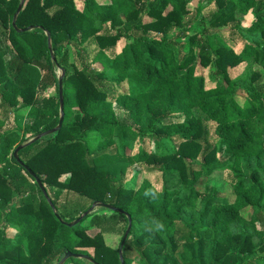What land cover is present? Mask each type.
Listing matches in <instances>:
<instances>
[{"label":"trees","instance_id":"16d2710c","mask_svg":"<svg viewBox=\"0 0 264 264\" xmlns=\"http://www.w3.org/2000/svg\"><path fill=\"white\" fill-rule=\"evenodd\" d=\"M19 1L0 0V264H58L86 250L92 264H121L102 235L120 222L124 232L125 215L123 264H264V0H195L188 22L194 0H24L12 27ZM196 64L218 77L211 86ZM53 68L61 125L14 158L57 126ZM138 163L159 174L156 187L124 186ZM215 173L228 175L231 200L196 189ZM93 204L122 213L82 216Z\"/></svg>","mask_w":264,"mask_h":264},{"label":"rangeland","instance_id":"374dc122","mask_svg":"<svg viewBox=\"0 0 264 264\" xmlns=\"http://www.w3.org/2000/svg\"><path fill=\"white\" fill-rule=\"evenodd\" d=\"M96 1L100 4H106L108 2V0H96ZM196 4L197 3L194 0L187 6L189 14L184 19V22H188L193 17V15L195 14L194 11H195ZM214 8H215V6L212 2L208 6L202 8L197 13V17H196L197 20H199L201 17L204 18V17L208 16V14H210L214 10ZM238 18H240V20L242 21L241 26L243 28L249 26L250 22L252 21V15H250V14H247L242 18L240 16H238ZM238 30H239V33L242 36H244V33L242 31H240L241 29H238ZM252 39L259 40V38H257V37H253ZM184 44H186V41H184ZM233 44H234L235 50H239L241 48V44L239 42L235 41V42H233ZM243 67H244V64H240V65L236 66L235 68L228 69L227 74H228L229 78L232 79L235 76L239 75L240 72L243 70ZM194 73L203 78L206 87L211 86L210 85L211 83L209 82V79H208L209 76H211L212 78L217 77V76H215V74L213 72L211 75H209L208 69L207 68L206 69L201 68L198 64L195 65ZM53 74H54L56 79H59L61 76V72L56 68H53ZM42 75H43V73L41 72L39 76H42ZM54 93H55V91H54V88L52 86L49 94L53 95ZM27 118H28L27 114H25L24 112H20V114H18L17 116H14L12 119L13 120L12 125L17 126L19 129V131H14V134H16V136L18 138H20V136H21L20 133H21V130L24 126V122ZM12 125H11V121H10V123L7 124L6 126H4V128L5 129L10 128V126H12ZM25 143H23L22 145H24ZM115 144L118 147L116 142H115ZM22 145H20V146H22ZM143 146L149 152H152L155 155L160 154V153H158V151H156V149L152 143H148L146 145L143 144ZM139 147H140V145L138 144L134 148H131V152L135 153L137 151L136 149H138ZM170 152L171 151L168 150V153H170ZM250 166H251V168L256 166V163L253 159L250 160ZM153 171L154 170L151 169V167L145 166L143 163L134 164L132 167H130L126 171L122 182L126 188H133L137 184H140L141 181L146 180L147 182H150L151 184H153L154 187H156L158 180H159V178H158L159 174L157 172H155V171L153 172ZM66 178H67L66 176L65 177L62 176L60 179L62 181H66ZM227 178H228V175L225 173H215L213 176H211L210 181H209L208 177H203L202 179H200L196 182L195 186H196L197 190L201 191L203 186L208 185L209 187H212L215 190V194L217 195L218 198H229L231 200V198H230L231 189L227 183ZM72 195H74V194H72ZM77 199H78V201H77L76 208L81 207V206L82 207L85 206L86 203L84 202V199L79 198V197ZM195 210H196V212L201 211V203H199V202L197 203ZM93 213H103L102 208L99 206H94L93 210L91 212H89L87 215L93 214ZM240 214L244 218H248L250 215V210L248 208L242 209L240 211ZM86 222L87 221H85L84 223H86ZM123 226H124V223L120 222V223H118V232L117 233H113V234L109 233V234H103L102 235L103 241L107 246H109L113 249H116L119 246L120 239L124 233L122 231ZM6 233L8 236H12L14 234L12 231H9V230L6 231ZM95 233H96L95 229H90L87 231V234H89V235H93ZM205 252H207V251L205 250ZM78 255H81V257H78V258L71 257L72 259L75 260L74 263H76V264H92L91 261L87 259V258L90 259L91 250H86L85 254L78 253ZM85 257H87V258H85ZM71 258H68L65 261H67ZM130 264H141V263L138 261L137 257H134L131 260Z\"/></svg>","mask_w":264,"mask_h":264},{"label":"water","instance_id":"95a60500","mask_svg":"<svg viewBox=\"0 0 264 264\" xmlns=\"http://www.w3.org/2000/svg\"><path fill=\"white\" fill-rule=\"evenodd\" d=\"M23 2H24V0H20V1H19V4H18V6H17V8H16V10H15V13H14V15H13L12 22H11L12 27H14V21H15V18H16V16H17V14L19 13L20 8H21ZM16 31H17V32L29 31V28H24V29H21V30L16 29ZM61 74H62V73H61ZM57 97H58V104H59V120H58L57 126H56L55 128H53V129H50V130H47V131H44V132L39 133V134H38L37 136H35L33 139L27 141L24 145L16 147L15 150L13 151V157H14V158H16V153H17V151H18L19 149H21L22 147H25V146H27V145L33 143V142L38 141L40 138H42V137H44V136H46V135H49V134L54 133V132L60 127V125H61V116H62V99H61V81H60V79H58V81H57ZM24 168H25V167H24ZM25 169H26V168H25ZM28 172H29V171H28ZM29 174H30L31 176H33L31 173H29ZM34 178H35V177H34ZM35 180H36V183H37L38 188L40 189V191L42 192L43 196L45 197V194H44V192H43V189H42V187H41L40 182H39L37 179H35ZM49 206H50L51 209H53V207H52L50 204H49ZM94 206H100V207L107 208V209H109L110 211H116V212H118V213H122L120 210H117V209H115V208H113V207H109V206H105V205H99V204H97V205H94V204H93V205H91V206L89 207V209H88L87 211H85V212L83 213L82 216H85V215H87L89 212H91V211L93 210ZM82 216H80V217H78L77 219H75L72 223H66V226L69 227V226H72L73 224H77L78 222H80ZM125 216H126V219H127V227H126V229H125V231H124V233H123V235H122V237H121V241H120V244H119L118 249H117V252H118V259H119V261H120L121 264H123L122 261H121V260H122V257H121V247H122L123 242H124L125 239H126V236H127L128 232H129V228H130L129 217H128L127 215H125ZM71 257H73V258H78V257H81V255H78V254H72V253H70V252H65V253L63 254L62 258L60 259V261L58 262V264H63L64 261H65L66 259L71 258ZM85 258H87V257H85ZM87 259L91 261V259H89V258H87ZM91 263H92V261H91Z\"/></svg>","mask_w":264,"mask_h":264}]
</instances>
